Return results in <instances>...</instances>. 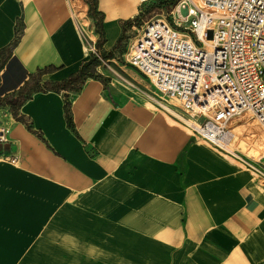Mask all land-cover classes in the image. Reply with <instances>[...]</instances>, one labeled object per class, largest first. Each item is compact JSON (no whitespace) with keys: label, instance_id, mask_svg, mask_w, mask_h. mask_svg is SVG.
Here are the masks:
<instances>
[{"label":"crops","instance_id":"crops-1","mask_svg":"<svg viewBox=\"0 0 264 264\" xmlns=\"http://www.w3.org/2000/svg\"><path fill=\"white\" fill-rule=\"evenodd\" d=\"M149 1L96 0L105 51ZM72 17L68 0H0V79L9 77L11 59L24 77L52 67L41 83L75 76L86 53ZM27 80L13 81L14 90ZM159 113L135 101L114 104L95 78L75 91L33 94L19 110L32 132L7 111V143L23 155L26 173L0 168V182L31 187L8 194L30 218L33 197L55 203L59 234L41 236L40 245L63 246L66 235L73 253L24 252L33 222L2 221V213L18 210L12 202L0 206V264H264V185L233 165L210 162L183 121L168 112L180 122L167 125ZM18 226L25 234L11 236Z\"/></svg>","mask_w":264,"mask_h":264},{"label":"built area","instance_id":"built-area-1","mask_svg":"<svg viewBox=\"0 0 264 264\" xmlns=\"http://www.w3.org/2000/svg\"><path fill=\"white\" fill-rule=\"evenodd\" d=\"M170 19L143 25L127 64L187 116L194 138L244 163L264 185V156L249 164L234 150L238 124L254 122L264 139V0H179Z\"/></svg>","mask_w":264,"mask_h":264},{"label":"rangeland","instance_id":"rangeland-1","mask_svg":"<svg viewBox=\"0 0 264 264\" xmlns=\"http://www.w3.org/2000/svg\"><path fill=\"white\" fill-rule=\"evenodd\" d=\"M91 1L92 0H68V3L72 9V20L76 26V29L78 26L75 22L74 16L80 23L78 31L80 33L82 46H85L89 50V52L86 53V59L84 62V64H86L84 74L85 76H88L80 79L78 82H72L69 85V89L71 91H75L83 80L87 78H95L101 82L105 96L114 104L122 105L125 102L135 101L147 106L150 109H158L160 110L159 115H161L167 125L176 126L173 121H180L175 119L172 116L173 114L170 115L171 113L169 114L158 103L155 102L156 100L163 103L161 98H159L160 95L151 87L146 78L135 68L127 64L125 56L128 52L129 46L132 44L138 32L146 22L153 19H163L168 22L171 21L170 11L179 0H152L147 3H143L138 10V14L131 21L125 25H122V31L115 46L108 51H105L103 47L104 37L102 33L101 17L95 13L94 9H92ZM188 25L189 21L186 22L185 26ZM171 109L177 112L180 117L188 120L187 116L183 115L181 112L173 108ZM7 111L12 115L6 106H0V132L3 131V138H1L2 135L0 133V168L7 169V173H5V175H8V173L13 170L18 171L19 173H26V164L23 155L18 153L16 149L7 143V135L10 125L3 121ZM185 119L183 121L185 124L191 123H187ZM13 120L17 122L16 119L13 118ZM22 121L25 126H28L26 121ZM183 122L180 123L185 126ZM241 124L236 125L238 144L234 150L240 159H242L245 163L250 164L253 163L252 159H257L260 156H264V139H262L260 136L254 122ZM186 134L188 135L189 133L186 132ZM190 140L205 148V154L203 153V155L208 156L210 162L215 163L216 165H233L237 172L243 175L246 174L250 178V172L247 171L245 164L241 161L228 157L225 153L216 150L201 139L192 138ZM37 177L40 178L39 176ZM33 186L34 184H32V187ZM67 187L68 186L66 185L64 188L65 191L71 192ZM30 189L31 187L28 185L22 187L16 186L15 189H12L10 186V180L4 177V179L0 182V206H3L2 211L5 206L11 205L12 202L16 204V200L12 201L11 197L8 195L9 193H12V196L15 197L16 194H26ZM33 200L35 207L31 213L32 218H30V214L29 216L26 215L25 208L23 206H20L19 204L17 206L16 204L18 210L16 211L15 215L12 214L9 216L8 214L4 216V213H2V221H13L15 217L16 219L14 221L17 222L20 220H26L30 223L32 220L33 241L30 245H22L23 247H27L24 252L33 251L34 253L43 252L44 254H54L59 251V253H64L63 256L65 258H68L69 254H72L73 251L70 248L72 246H68L70 245L68 244L70 240L66 235L62 236L64 237L63 239H65L66 243L63 246L50 241L40 245L41 236L45 235L56 239L55 237H57L59 234L56 231V225H54V222L56 219H58L55 203H52L51 201L46 202L45 199L36 197H33ZM71 200L72 198L70 200L65 198L64 203H71L69 202ZM14 232H17L18 235L20 233L21 235L25 234L24 230L20 229L19 226L17 229L11 231V236L14 235ZM61 241L64 240L61 239ZM82 245L84 244H81V246ZM84 254L85 253L82 252V256H84ZM27 263L45 264V262H40L38 260L28 261ZM52 263L55 264L56 262ZM75 263L83 264V262L79 263V260H77ZM95 263L103 264L99 261L93 262V264ZM143 263L152 264V261L147 260ZM108 264H121V262L111 261L108 262Z\"/></svg>","mask_w":264,"mask_h":264},{"label":"trees","instance_id":"trees-1","mask_svg":"<svg viewBox=\"0 0 264 264\" xmlns=\"http://www.w3.org/2000/svg\"><path fill=\"white\" fill-rule=\"evenodd\" d=\"M92 9H94L95 13L100 16L99 13L96 12V0L91 1ZM102 20V19H101ZM102 25V24H101ZM20 29L16 31L14 41L12 42V46H15L19 40L20 36ZM2 55V52L0 50V56ZM85 65L83 64L80 71L70 79L63 81L60 84H52V83H41L40 82V76L53 71L52 67L45 68L44 70H38L35 74L22 75V69L18 65V63L11 59V63L7 66V72L9 74V77H7V73L3 74L2 78L0 79L2 84L0 85V106H6L9 109V112L12 113V116L14 119L17 120V122H22V120L26 121L22 116L19 114V110L21 106L28 100L31 99L33 94L36 93H44V92H59L61 90L69 89V85L72 82H78L80 79L85 78ZM5 66V62L2 60L0 64V71ZM23 78H27L28 80L24 82L23 86H21L17 91L14 90L15 86L13 85V81L20 82ZM84 81V80H83ZM82 81V82H83ZM8 91H12L11 93H7ZM67 105V104H66ZM66 117L67 116V110L65 109ZM67 123L69 125V118L67 120ZM27 130L29 132H32L30 126H26ZM38 135V134H37ZM39 137V135H38Z\"/></svg>","mask_w":264,"mask_h":264},{"label":"bare ground","instance_id":"bare-ground-1","mask_svg":"<svg viewBox=\"0 0 264 264\" xmlns=\"http://www.w3.org/2000/svg\"><path fill=\"white\" fill-rule=\"evenodd\" d=\"M83 50L85 53L89 52V50L83 46ZM156 103H158L165 111L170 112L171 114H173L174 116H176L177 118H179L181 121H184L185 118L180 117L177 112L173 111L169 106H166L165 104H163L161 101H156ZM186 120V119H185ZM187 123H189V120H186ZM185 124V123H184ZM185 125H189V124H185ZM262 149V148H261ZM229 152H231V150H228ZM257 151V150H256Z\"/></svg>","mask_w":264,"mask_h":264},{"label":"water","instance_id":"water-1","mask_svg":"<svg viewBox=\"0 0 264 264\" xmlns=\"http://www.w3.org/2000/svg\"><path fill=\"white\" fill-rule=\"evenodd\" d=\"M180 15L182 17H186L187 16V9H180Z\"/></svg>","mask_w":264,"mask_h":264}]
</instances>
